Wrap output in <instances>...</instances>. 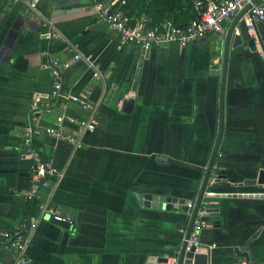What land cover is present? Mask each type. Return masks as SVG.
Returning a JSON list of instances; mask_svg holds the SVG:
<instances>
[{
    "label": "crops",
    "instance_id": "crops-1",
    "mask_svg": "<svg viewBox=\"0 0 264 264\" xmlns=\"http://www.w3.org/2000/svg\"><path fill=\"white\" fill-rule=\"evenodd\" d=\"M35 1L37 11L27 13L0 0V264L15 262L3 233L30 218L33 161L24 137L33 118L41 122L35 146L62 172L38 200L66 209L74 223L43 219L30 264H148L164 257L172 263L193 214L145 206L135 194L196 206L220 131L227 34L148 50L123 44L87 0ZM204 1L177 0L179 16L167 19L184 24ZM44 19L60 39L50 38ZM242 30L250 34L243 20L230 43L224 137L199 210H207L200 219L208 264H264V23L250 34L255 51L240 45ZM78 54L91 62L76 60ZM53 61L70 96L65 113L80 121L96 116L78 148L45 131L59 127L64 112L48 99Z\"/></svg>",
    "mask_w": 264,
    "mask_h": 264
},
{
    "label": "built area",
    "instance_id": "built-area-1",
    "mask_svg": "<svg viewBox=\"0 0 264 264\" xmlns=\"http://www.w3.org/2000/svg\"><path fill=\"white\" fill-rule=\"evenodd\" d=\"M87 1L89 2V11L94 13L99 20L107 23L123 44L135 45L144 49L165 44L187 47L209 33L225 36L227 34L226 23L236 18L248 7L250 8L242 19L248 32L254 34L257 24L264 23V0H205L197 4L196 15L184 26H178L172 19L154 21L145 15L140 16L136 12H131L128 8V0ZM8 2L23 6L27 13L37 11L35 0H8ZM44 26L50 29L48 34L50 38L56 40L61 38L51 21L44 19ZM81 59H85L87 62L92 60L89 56L84 57L82 54H78L76 60ZM53 67L54 85L48 99L64 112L63 116L59 117V127H47L45 131L57 140H67L75 148H78L84 134L96 128L94 120L96 116L93 114L89 120L80 121L65 113L70 96L63 92L62 76L57 61H53ZM46 105L51 107V104L46 103ZM67 123L75 125L76 128L69 131ZM40 128L41 122L33 118L27 130L28 134L24 137L25 152L30 155L33 161L32 186L27 193L28 201L40 199L41 188L48 185L51 179L57 181L62 177V172L44 160L35 146L34 137ZM188 208L194 210L195 203H189ZM202 214H207L205 207L199 211L190 238L187 240V251L195 248V254L202 253L203 249L201 232L204 222L200 219ZM45 218L69 225L74 223L69 214L62 213L51 204L50 200H45L41 205L39 215L30 217L26 223L17 225L14 229L3 233V243L15 254L14 264H30L28 250L32 243V237L40 222Z\"/></svg>",
    "mask_w": 264,
    "mask_h": 264
},
{
    "label": "water",
    "instance_id": "water-1",
    "mask_svg": "<svg viewBox=\"0 0 264 264\" xmlns=\"http://www.w3.org/2000/svg\"><path fill=\"white\" fill-rule=\"evenodd\" d=\"M258 1V0H257ZM248 7L244 12L240 13L233 21L231 27L228 30L227 36H226V41H225V51H224V60H223V73H222V85H221V117H220V131H219V136L212 154V158L210 161V164L208 166L206 176L203 181L202 188L199 193V197L196 202V206L194 210H191L188 208L189 203H194V201H189L185 199H177L173 197H147L144 194L141 193H136L135 196L140 202H143L145 200V206H156L152 205L154 202L155 204H158L160 209H167L169 211L172 210H178L183 213H192V218L190 220V224L188 227V231L185 237V241L183 242L181 250L174 255L172 258V263L168 260L167 257L164 258H152L149 260L148 264H208V255L205 253H197L195 254V248H193L191 251H187V240L190 238V235L193 230V226L195 223V220L197 218V215L199 213V210L201 208V204L204 199L205 192L207 190L210 177L212 174V171L217 163L218 156L220 153L223 137H224V128H225V123H224V104H225V95H226V84H227V74H228V59H229V51H230V43L233 34L236 32L237 27L240 25L244 15L247 13ZM240 45L246 44L252 51L256 50V39L251 38L250 34H247L245 30H242L240 32ZM258 39V36H257ZM150 50V48H148ZM131 105V103H130ZM133 108V107H132ZM130 109L127 111L129 112ZM132 110V109H131ZM260 184H264V171L260 173V178H259ZM177 204V207L175 205ZM208 214L211 216H214V214H217L218 211L210 209L208 210ZM62 213L67 214L66 209H62ZM72 217V216H71ZM52 222L62 225L63 227L68 228L69 224L60 222V221H54Z\"/></svg>",
    "mask_w": 264,
    "mask_h": 264
},
{
    "label": "trees",
    "instance_id": "trees-1",
    "mask_svg": "<svg viewBox=\"0 0 264 264\" xmlns=\"http://www.w3.org/2000/svg\"><path fill=\"white\" fill-rule=\"evenodd\" d=\"M176 1L177 0H128V8L131 10V12L140 10V12L145 13L146 15L152 17L154 21H161L163 19H167L172 14H176V10H175L176 6L174 4ZM195 15H196V10H194L193 13L189 15L190 16L189 21H187L186 23L183 24L181 21L177 19L175 20V23L178 26H184L188 24ZM177 16L179 15L176 14L175 17ZM55 48L58 49L57 47ZM51 181H54V179H51ZM29 202H30V210L28 215L29 217L36 216L40 212L42 201L34 200Z\"/></svg>",
    "mask_w": 264,
    "mask_h": 264
}]
</instances>
